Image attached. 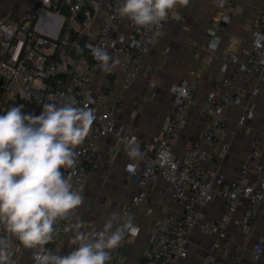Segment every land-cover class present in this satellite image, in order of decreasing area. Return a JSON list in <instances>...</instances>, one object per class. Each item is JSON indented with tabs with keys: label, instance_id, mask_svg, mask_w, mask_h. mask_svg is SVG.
I'll return each instance as SVG.
<instances>
[{
	"label": "built area",
	"instance_id": "obj_1",
	"mask_svg": "<svg viewBox=\"0 0 264 264\" xmlns=\"http://www.w3.org/2000/svg\"><path fill=\"white\" fill-rule=\"evenodd\" d=\"M123 0H39L26 7L18 19L9 14L0 18V40L3 57L0 58V115L14 106L23 105L24 113L35 116L41 114L43 103H60L71 97L77 106L89 107L96 119L82 145L74 170L62 169L65 176L72 175L74 184L85 197L88 194L90 171L98 167L99 142L105 137H115L112 154L129 151L128 144L139 146L140 156L126 164V170L139 175V189L119 214L127 216L130 226L126 242L139 235L140 226L133 221L143 203L149 198L154 182L162 177L170 186L173 198L184 210L181 219L171 215L156 219L152 244L144 249L142 264H177L188 256L189 239L198 227L206 234L216 235L218 242L214 248L199 258L197 264H241L243 252L255 235L257 214L264 215V131L254 139L252 150L247 154L236 180L230 182L224 173L213 172L205 162L224 157L230 143L224 140L225 130L230 122L225 112L241 104L245 90L238 86L241 81H249L259 76L264 79V2L254 20L255 39L251 49H243L248 59L229 77L222 76L208 93L210 118L204 124L194 143L187 145L181 155L175 153L173 144L186 125L190 108L194 103V85L183 81L175 87H183L185 96L174 94V105L170 117L165 122L162 134L155 143L138 144V137L130 128L119 121L113 110H101L97 105L98 94L92 82L100 62L94 59L91 47H104L119 64L111 70L119 69L124 74L126 87L139 77L144 55L160 40L172 11L169 12L163 27L148 30L137 27L126 17L118 14ZM221 6H226L225 0ZM64 5L69 6L68 14L62 15ZM232 11L235 12L234 9ZM45 13L53 17L61 16L62 22L47 19L46 29H40ZM100 14L99 25L95 28ZM221 19L230 21V14H222ZM126 25L128 33L120 32ZM49 31V32H48ZM77 31V36L73 32ZM211 30L216 44L219 37ZM87 34L88 41L80 55V39ZM213 53L212 48H208ZM228 62L239 61V50L229 49L222 54ZM111 63V62H110ZM259 88L255 86L253 94ZM63 97V99H62ZM255 110L246 106L238 120L242 127L252 119ZM203 143L212 145L211 150L202 147ZM129 166L133 171H129ZM225 200L229 214L218 220H208L204 208L215 199ZM244 208L241 217L233 214ZM61 221L51 244H59L75 217ZM91 233V232H87ZM8 235L0 227V237ZM237 235L242 242H237ZM45 247L51 250L47 245ZM24 247L15 238L11 241L13 264H19ZM252 261L246 264H264V238L254 240L251 247ZM31 264H34L32 260Z\"/></svg>",
	"mask_w": 264,
	"mask_h": 264
},
{
	"label": "crops",
	"instance_id": "obj_2",
	"mask_svg": "<svg viewBox=\"0 0 264 264\" xmlns=\"http://www.w3.org/2000/svg\"><path fill=\"white\" fill-rule=\"evenodd\" d=\"M38 1L0 0V18L9 14L12 19H18L27 6ZM221 1L189 0L186 6L174 9L163 36L144 55L139 77L129 87L125 86L124 74L119 69L114 72L100 70L94 77L92 86L98 94L96 105L101 110H113L117 119L138 137L140 146L155 143L160 138L174 105L171 87L189 81L194 85V103L185 127L173 144L175 153L181 155L187 145L195 142L210 118L208 93L213 85L220 77H229L248 59L243 49L249 50L253 46L256 30L253 22L262 9L264 0H225L224 7L221 6ZM224 13L230 14L229 22L221 19ZM45 17L46 20H42L40 24L42 30L46 29L47 19L59 22L57 17L49 13H45ZM99 19L100 14L95 28L99 25ZM211 30H217V44ZM128 31L126 25L120 30L124 33ZM208 48H212L214 52L209 53ZM229 49L239 50L238 62H228L222 58V54ZM2 57L0 40V58ZM238 86L245 90L242 102L225 112L230 122L225 130L224 140L230 143V148L224 157L205 162V166L211 171L226 174L230 182L236 180L247 154L252 150L254 139L264 131V79L256 76L252 80L241 81ZM255 86L259 88L256 95L253 94ZM246 106H252L255 115L244 126L239 127L238 120ZM114 144L115 137L112 135L103 137L99 142L98 167L90 171L88 194L70 224L83 221L80 229L82 232L101 229L112 213L119 216V223H125L128 217L119 212L139 189V175L131 174L125 168L132 158L123 152L114 156ZM202 147L212 149L209 143H203ZM183 210V206L173 198L169 183L162 177L158 178L150 189L149 198L133 219L140 226L139 235L128 243L126 231L121 245L111 251L109 264H142L144 249L153 241L155 220L166 215L179 220L183 216ZM203 212L208 220H218L229 214L226 202L221 198L210 202ZM243 213L244 208L241 207L233 216L241 217ZM256 218L255 235L243 252L241 264L252 261L251 247L254 240L264 238V215L258 212ZM68 229L59 244H47L53 253L66 255L76 247L70 243L75 232ZM217 242L216 235L203 233L196 227L189 239L188 256L177 264H197L199 258L213 249ZM237 242H242L240 235H237ZM32 252L33 250L24 249L19 264H31ZM226 262L231 264L229 260Z\"/></svg>",
	"mask_w": 264,
	"mask_h": 264
},
{
	"label": "clouds",
	"instance_id": "obj_3",
	"mask_svg": "<svg viewBox=\"0 0 264 264\" xmlns=\"http://www.w3.org/2000/svg\"><path fill=\"white\" fill-rule=\"evenodd\" d=\"M189 0H123L117 11L137 27L148 30L163 27L169 12L184 7ZM100 67L113 70V59L104 47H91ZM111 62V63H110ZM173 93L185 96L183 87H173ZM63 99V97H62ZM23 105L9 108L0 115V227L6 236L0 237V264H13V238L32 252L34 264H109L111 251L119 247L129 229L130 220L119 223L112 213L101 229L82 232L83 221L68 230L75 234L70 243L76 245L66 255L53 253L50 243L57 225L65 221L84 203L72 175L62 169L74 170L79 153L96 116L87 105L77 106L73 98L63 103H43L40 115L22 111ZM127 155L140 156L139 146L128 144ZM129 171L133 167L129 166Z\"/></svg>",
	"mask_w": 264,
	"mask_h": 264
},
{
	"label": "water",
	"instance_id": "obj_4",
	"mask_svg": "<svg viewBox=\"0 0 264 264\" xmlns=\"http://www.w3.org/2000/svg\"><path fill=\"white\" fill-rule=\"evenodd\" d=\"M68 12H69V6L64 5L61 9V14L66 16L68 14ZM59 20H60V22H62L63 18L60 16ZM87 41H88V35L84 34L80 39V46H81L80 55L84 52V50L86 48Z\"/></svg>",
	"mask_w": 264,
	"mask_h": 264
},
{
	"label": "trees",
	"instance_id": "obj_5",
	"mask_svg": "<svg viewBox=\"0 0 264 264\" xmlns=\"http://www.w3.org/2000/svg\"><path fill=\"white\" fill-rule=\"evenodd\" d=\"M73 36H74V37L77 36V31H76V32H75V31L73 32Z\"/></svg>",
	"mask_w": 264,
	"mask_h": 264
}]
</instances>
